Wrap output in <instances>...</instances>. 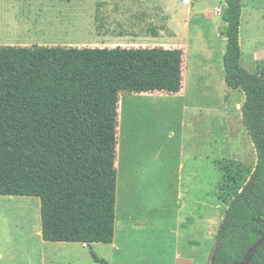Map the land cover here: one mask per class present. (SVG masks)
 <instances>
[{"label":"rangeland","instance_id":"rangeland-1","mask_svg":"<svg viewBox=\"0 0 264 264\" xmlns=\"http://www.w3.org/2000/svg\"><path fill=\"white\" fill-rule=\"evenodd\" d=\"M241 3L240 64L264 75V0ZM223 7L222 0H0V46L183 51L181 93L119 97L114 242L44 241L39 198L0 195V264H50L51 251L53 264H100L90 250L109 264L211 262L226 204L256 163L242 121L243 92L224 79ZM179 159L187 166L183 186L192 185L181 188V198ZM144 160L154 177L135 175Z\"/></svg>","mask_w":264,"mask_h":264},{"label":"trees","instance_id":"trees-1","mask_svg":"<svg viewBox=\"0 0 264 264\" xmlns=\"http://www.w3.org/2000/svg\"><path fill=\"white\" fill-rule=\"evenodd\" d=\"M222 1L224 79L243 92L256 163L226 204L209 264H239L264 234V75L240 64L241 0ZM182 62L178 47L0 46V195L39 198L44 241L113 242L119 97L178 93ZM250 254L264 264V243Z\"/></svg>","mask_w":264,"mask_h":264},{"label":"crops","instance_id":"crops-1","mask_svg":"<svg viewBox=\"0 0 264 264\" xmlns=\"http://www.w3.org/2000/svg\"><path fill=\"white\" fill-rule=\"evenodd\" d=\"M181 88H182V85H181ZM230 88V87H229ZM156 92H161V93H166V92H162V91H156ZM179 93H181V89H180V91L178 92V93H175V94H169V93H166V94H168L169 96H176L177 94H179ZM244 126V125H243ZM174 134V131H172V135ZM196 159V158H195ZM152 162V161H151ZM150 162H146L145 160L144 161H142V163H141V166H140V168L138 169V171L136 170V172H135V175H141L142 177H145V176H147V175H149L147 172H148V168H147V166H148V164H149ZM115 167H116V159H115ZM176 167H177V178H178V182H177V188H178V190H179V193H178V198H181L182 196H183V193H182V191H181V188L182 187H184L183 186V183H182V179H183V177H182V172H183V169H185L187 166H186V164H184L183 162H182V159H179L178 160V163H177V165H176ZM191 167V166H190ZM117 168V167H116ZM139 170H140V173H139ZM192 170H191V168H190V179L192 178V172H191ZM193 171H194V173H193V177L194 178H196V176H197V172H196V166L193 168ZM150 176V175H149ZM150 177H154V176H150ZM189 188V190H191L192 189V185H191V183H190V185L188 186V187H184V192L186 193L187 192V189ZM194 188H196V184L194 185ZM116 190H117V188H116ZM117 192V191H116ZM192 201H193V204H194V209H193V213H194V222H195V224L198 222V201H197V198L195 197L194 199H190V204L192 203ZM190 209H191V205H190ZM190 213H192V211L190 210ZM114 239H115V234H114ZM114 239H113V242H114ZM48 242V241H47ZM113 242H111V243H113ZM73 243H80V242H73ZM111 243H104V244H111ZM82 244V243H81ZM94 244V243H93ZM83 245H86V244H83ZM87 246H89V245H87ZM90 246H92V244L90 245ZM50 257L51 258H49V263L50 264H53L54 263V256L52 255L53 253H52V251L50 252ZM182 258V257H181ZM188 262H191V260H189V261H187V259L186 258H184V259H182V261H181V264H186V263H188Z\"/></svg>","mask_w":264,"mask_h":264},{"label":"water","instance_id":"water-1","mask_svg":"<svg viewBox=\"0 0 264 264\" xmlns=\"http://www.w3.org/2000/svg\"><path fill=\"white\" fill-rule=\"evenodd\" d=\"M263 243H264V234H262L260 238L249 248L247 255L240 261L239 264H249L251 254L250 255L248 254L252 253L259 245Z\"/></svg>","mask_w":264,"mask_h":264}]
</instances>
